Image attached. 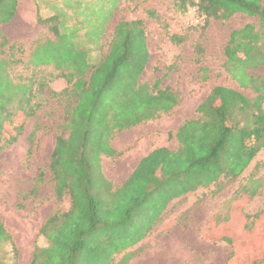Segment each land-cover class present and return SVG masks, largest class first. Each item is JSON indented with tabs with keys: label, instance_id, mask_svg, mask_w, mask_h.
I'll list each match as a JSON object with an SVG mask.
<instances>
[{
	"label": "trees",
	"instance_id": "1",
	"mask_svg": "<svg viewBox=\"0 0 264 264\" xmlns=\"http://www.w3.org/2000/svg\"><path fill=\"white\" fill-rule=\"evenodd\" d=\"M173 3L182 12L195 7L206 22L226 21L242 14L258 19L259 26L264 28L263 0H173ZM16 6L17 0H0V26L11 22ZM55 21L54 17L37 16V24L46 26L57 38L40 53L48 56L45 63L54 62L63 71L60 77L65 78L68 86L61 95L70 103L65 106L66 134L55 138L48 170L55 200L61 202L68 197L70 208L46 219L38 234L48 245L35 247L29 264H110L115 254L145 238L171 201L210 186L214 187L213 194L221 192L228 183L240 179L264 148V78L248 73L264 65V51L258 49L260 35L253 25L233 30L223 52L224 70L254 97L214 87L197 106V118L185 121L176 131L178 148L154 149L138 162L120 187L113 188L101 173L100 164L102 156L115 158L120 154L110 145L113 136L169 114L179 105L180 95L170 88L158 89L157 83L152 88L139 84L138 78L149 57L141 21L118 23L107 54L95 67L89 65L87 54L71 44L69 38L57 35ZM171 40L180 44L184 38L173 35ZM6 46L8 43L0 31L3 146L16 141L23 123L34 117L39 108L33 103V82H23L14 75L11 70L17 62L14 47L8 46L7 52H3ZM200 71L205 79L207 70ZM37 87L42 88L41 84ZM41 177L39 174L38 181ZM242 190L243 198L241 195L238 198L246 204L255 190ZM238 213L239 223L246 227L249 219ZM260 223L264 224V210L249 225ZM228 227L225 231L234 230L239 236L240 230L245 229L239 225L235 229ZM239 236L223 235L218 240L232 247L229 261L244 246ZM0 246L9 247L14 255L17 253L1 224ZM131 258L128 253L116 264H127ZM0 264L7 263L0 260Z\"/></svg>",
	"mask_w": 264,
	"mask_h": 264
},
{
	"label": "rangeland",
	"instance_id": "2",
	"mask_svg": "<svg viewBox=\"0 0 264 264\" xmlns=\"http://www.w3.org/2000/svg\"><path fill=\"white\" fill-rule=\"evenodd\" d=\"M36 1L38 15L56 18L53 25L58 28L57 35L66 36L84 51L91 67L97 66L107 54L118 23L141 21L149 57L138 78L139 84L152 88L157 83L158 89L170 88L180 95L179 105L169 114L113 136L110 145L120 154L115 158L102 156L100 162L101 173L113 188L120 187L138 162L154 149L176 150V131L185 121L197 118V106L214 87L254 97L224 70L223 52L230 33L248 24L260 35L258 49L264 51V28L256 18L235 14L226 21L206 22L195 7L182 12L173 0ZM35 30L37 39L31 43L18 44L12 31L8 38L3 36L8 46L14 47L17 62L11 70L21 81L33 82V103L39 105L35 116L23 123L22 132L12 145L3 146L0 142V224L17 251L14 255L9 247L0 246V260L7 264H29L34 248L48 245L38 234L46 219L70 208L68 197L61 202L55 200L48 170L55 138L66 134L65 106L70 102L61 93L68 85L60 77L63 71L54 62L45 63L48 56L40 53L48 42L57 41L56 36L46 26L37 24ZM173 35L183 37L184 41L174 43ZM8 46L3 52H7ZM201 69L207 70L205 79ZM248 73L264 78V65ZM39 84L41 89L37 87ZM262 107L264 111V102ZM242 189L255 190L246 204L240 200ZM213 191V186L200 188L171 201L145 238L115 254L110 264H116L128 253L132 258L127 264H264V224L249 225L264 210V148L238 181L228 183L217 194ZM238 207L242 210H237ZM238 212L249 219L246 227L239 223ZM238 225L245 227L240 230L244 246L229 261L232 247L218 240L223 235L238 238L234 230L225 231L226 226L235 229Z\"/></svg>",
	"mask_w": 264,
	"mask_h": 264
},
{
	"label": "crops",
	"instance_id": "3",
	"mask_svg": "<svg viewBox=\"0 0 264 264\" xmlns=\"http://www.w3.org/2000/svg\"><path fill=\"white\" fill-rule=\"evenodd\" d=\"M38 6L36 0H17L15 15L10 23L1 25L3 36L9 37L10 31L15 34L18 44L33 42L37 39L35 28H37ZM12 27L6 30V27Z\"/></svg>",
	"mask_w": 264,
	"mask_h": 264
}]
</instances>
